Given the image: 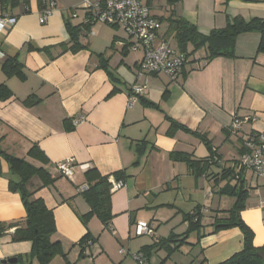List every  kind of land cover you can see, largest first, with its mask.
<instances>
[{"label":"crops","instance_id":"obj_1","mask_svg":"<svg viewBox=\"0 0 264 264\" xmlns=\"http://www.w3.org/2000/svg\"><path fill=\"white\" fill-rule=\"evenodd\" d=\"M51 1L56 8L40 25L38 15ZM142 1L160 23L157 38L173 44L176 51L175 39L167 35L171 17L184 19L203 34L225 28L235 17L264 18V0ZM4 2L0 0V16L12 15L16 23L0 34V86L13 95L0 101V148L54 178L47 187L33 178L28 187L33 198L42 199L52 210L51 241L58 242L65 255L69 249L70 254L74 249L84 254L87 247L79 246V241L88 233L93 264H135L120 249L135 254L153 245L157 247L144 256L146 264H220L243 248L239 229L213 232L215 220L225 219L235 202L219 194L226 185H242L248 192L240 216L253 232V246L264 247V181L233 168L241 156V136L264 133V54L257 51L259 34L238 36L232 59L205 62L206 50L195 52L174 81L163 74L145 76V93L133 97L128 108L142 52L130 50L132 41L119 28L86 25V13L78 9L81 0ZM66 24L80 30L76 46ZM8 57L19 62L24 80L3 74ZM201 63L205 65L200 67ZM28 99L35 104L25 106ZM79 117L83 120L73 124ZM234 119L243 121L237 134L230 130ZM201 137H206L212 153ZM33 146L46 163L27 156ZM68 158L75 162L70 179L55 167ZM183 159L208 161V167L202 172L190 169ZM83 165L101 176L120 171L127 176L119 180L121 189L110 187L107 225L93 216L85 226L79 218L90 212L79 191L86 186ZM229 169L236 178L221 179ZM10 181L18 182V177L0 157V264H38L29 257L30 242L11 241L26 213ZM197 209L200 228L187 234L185 217ZM137 223L152 225L153 236H137ZM171 235L176 237L171 243L158 246Z\"/></svg>","mask_w":264,"mask_h":264},{"label":"trees","instance_id":"obj_2","mask_svg":"<svg viewBox=\"0 0 264 264\" xmlns=\"http://www.w3.org/2000/svg\"><path fill=\"white\" fill-rule=\"evenodd\" d=\"M26 1V0H24ZM177 0H169L170 3ZM227 2L230 0H226ZM245 1V0H244ZM18 0H5L4 4H14ZM67 31L74 45H77V38L80 30L71 27L70 24H66ZM88 29V28H87ZM86 29V30H87ZM248 33H257L260 36L257 51L264 54V18H253L249 21H245L242 18L235 17L227 26L220 30H212L207 34H203L197 30L194 25L189 24L184 19L179 17H171L169 19V28L167 35L173 36L176 41L179 52L191 56L197 51L202 49L206 50L207 57L205 62H209L215 58L232 59L235 57V42L238 36ZM188 47H191L189 53ZM1 70L7 77L15 76L21 80H24L22 67L15 58L8 57L2 64ZM12 93L5 86H0V101H7L12 98ZM25 106H32L35 104L32 100L28 99L24 102ZM174 128H179L177 125L172 124ZM73 127V126H72ZM187 133L196 135L190 132L186 128L181 127ZM174 129L168 132V135H172ZM202 142L207 149L212 153L210 143L206 137H201ZM245 152L242 147L240 155ZM27 156L35 159L41 163H46L47 160L44 154L36 147L33 146L27 153ZM0 157L8 163L9 169L12 174L18 177V182L10 181L9 187L12 191L18 192L21 197L26 216L23 225L17 227L12 235L11 241L18 242H30L31 251L30 258L35 259L38 264H49L50 261L56 256L61 255L66 258L62 251L61 245L58 242H52L51 237L55 233V221L53 212L50 210L44 201L40 198H33V193L29 190V183L33 178L39 179L41 187H47L53 184L54 178H52L43 168H36L23 159L16 158L8 155L0 148ZM190 169L203 170L204 167H208L207 162H193L189 159H183ZM235 164L233 168L235 169ZM224 173V172H223ZM124 172H116L111 176H101L96 170L88 169L85 171V180L87 189L83 191L82 195L85 202L90 207V212L84 216H80V220L83 225H87V222L91 217H97L103 225H107L111 219L110 212V179L113 178L117 181L126 179ZM227 177L236 178L234 170L229 169L222 174L221 179ZM220 195L229 196L235 199L233 206L227 211V217L225 219H216L214 222V231L228 230L237 228L243 235V248L240 252L234 254L226 261L220 264H264L262 260L257 256V253L264 252V247L255 248L253 246V232L242 221L241 212L245 208V202L248 197V192L242 185H236L231 187L226 185L220 192ZM185 220L188 222L187 234L197 231L200 228V212L197 209L193 214L186 215ZM3 232V227H0V234ZM175 235L161 241L158 246L167 245L175 239ZM184 238L182 239V241ZM92 239L88 233H86L79 241V246L84 248L86 242ZM157 247L153 245L145 248L143 253L145 257H148V252ZM170 253V251H169Z\"/></svg>","mask_w":264,"mask_h":264},{"label":"built area","instance_id":"obj_3","mask_svg":"<svg viewBox=\"0 0 264 264\" xmlns=\"http://www.w3.org/2000/svg\"><path fill=\"white\" fill-rule=\"evenodd\" d=\"M56 8L55 1H51L49 6L44 8L38 15L40 25L46 24L52 12ZM86 13L85 24H100L115 28H121L128 39L132 41L131 51L141 50L142 56L138 63L135 74V83L130 89V99L127 107H131L133 97L142 96L147 86L142 83L147 75L163 74L171 80H176L188 63L186 54L174 50L167 40L157 38L160 23L151 15L149 8L142 0H81L78 7ZM72 16L76 17L75 12ZM16 23V18L12 15L0 16V34H5L11 30ZM205 64L201 63L200 67ZM83 120L82 117L74 119L73 124ZM243 121L234 119L230 130L233 134L240 132ZM245 152L236 161L235 169L246 170L256 178L264 181V133H251L241 136ZM57 172L70 179L73 176L75 162L72 158L65 159L55 165ZM84 172L91 169L90 165L80 166ZM111 191H117L123 187L122 181L110 179ZM87 189L82 186L79 191ZM137 236L151 237L154 234L152 225L137 223L135 225ZM85 247L92 245L91 241L86 242ZM120 254H127L135 264H146L142 253L132 254L120 249Z\"/></svg>","mask_w":264,"mask_h":264},{"label":"rangeland","instance_id":"obj_4","mask_svg":"<svg viewBox=\"0 0 264 264\" xmlns=\"http://www.w3.org/2000/svg\"><path fill=\"white\" fill-rule=\"evenodd\" d=\"M119 30H121L124 34L125 32L119 28ZM126 35V34H125ZM127 37V35H126ZM128 38V37H127ZM172 47H174L173 44H171ZM249 172V171H248ZM250 173V172H249ZM252 174V173H251ZM253 175V174H252ZM254 176V175H253ZM255 177V176H254ZM252 199V198H251ZM256 199L255 197L253 198V200ZM97 236V235H96ZM92 246V245H91ZM90 246V247H91ZM89 248L87 247V249H85L84 254H82L80 252V250L78 249H74L72 251V253L70 254V249L67 251L68 253L65 255L66 258H63L61 255H56L49 264H93V258H95V254L94 251L88 250ZM81 253V254H80ZM83 255H86L85 258H83ZM130 257V256H129ZM131 258V257H130ZM190 258L192 259V256H190ZM132 259V258H131ZM174 259H180L179 255H175ZM77 262V263H76ZM99 264H107L104 263L102 261H99Z\"/></svg>","mask_w":264,"mask_h":264},{"label":"water","instance_id":"obj_5","mask_svg":"<svg viewBox=\"0 0 264 264\" xmlns=\"http://www.w3.org/2000/svg\"><path fill=\"white\" fill-rule=\"evenodd\" d=\"M257 256L262 260V262L264 263V252H259L257 253Z\"/></svg>","mask_w":264,"mask_h":264}]
</instances>
